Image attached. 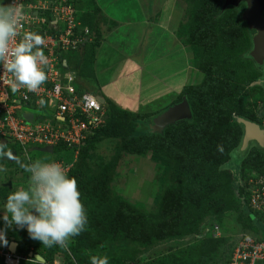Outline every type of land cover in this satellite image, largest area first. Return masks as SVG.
<instances>
[{
    "label": "trees",
    "instance_id": "16d2710c",
    "mask_svg": "<svg viewBox=\"0 0 264 264\" xmlns=\"http://www.w3.org/2000/svg\"><path fill=\"white\" fill-rule=\"evenodd\" d=\"M177 1L183 3L185 15L179 21L176 37L186 52H191L192 66L204 77L198 85L184 86L168 107L186 100L191 118L168 126L161 133H151L148 126L161 111L134 114L105 101L106 125L87 139L78 157L92 144L118 139L115 157L96 175H86L75 167L68 174L77 181L88 221L86 230L69 241L76 264H90V256L101 253L106 254L109 264H228L234 240L226 245L223 239L206 237L207 231L218 223L216 219L225 213L237 214L240 232L254 234L264 225V217L247 207L246 192L250 177L264 176V151L244 152L235 167L237 177L229 166L232 153L241 147L243 121H259L260 111L251 99L259 93L264 102V74L249 55L254 32L241 20L245 5L222 10L224 0ZM0 4L6 5L7 0H0ZM75 8L81 25L91 31L92 40L76 52L82 55L76 64L69 61L75 53L69 55L68 65L71 67L72 63L71 69L84 85L96 88L93 64L107 20L95 0H76ZM243 66L247 68L242 71ZM250 67L253 75L245 77ZM249 89L256 94L249 95ZM138 125L145 133L137 129ZM10 150L16 148L0 144L1 154ZM122 153L140 157L149 154L150 160L162 167L160 192L149 211L132 205L110 188ZM0 162L7 164L2 159ZM8 166L22 171L15 182L17 186L28 183L29 174L17 161ZM11 193L7 185H0V205L6 204ZM0 228L5 229L3 219ZM7 230V244L2 243L3 246L15 240L18 254H27L32 248L34 253L44 252V264H51L57 248H46L15 225L8 236ZM120 242L133 247L129 257H111L107 253L108 246L115 249ZM141 247L143 251L136 250ZM161 247L163 254L149 256Z\"/></svg>",
    "mask_w": 264,
    "mask_h": 264
},
{
    "label": "built area",
    "instance_id": "2783aa9c",
    "mask_svg": "<svg viewBox=\"0 0 264 264\" xmlns=\"http://www.w3.org/2000/svg\"><path fill=\"white\" fill-rule=\"evenodd\" d=\"M75 1L15 0L24 8L23 31L35 32L45 38L43 51L49 59L45 69L48 80L38 92H27L23 88L13 92L7 83L10 74L0 64V140L16 148L22 163L34 161L31 151L37 149H72L71 162L55 160L63 165L67 174L81 147L95 131L106 125L107 119L105 104L97 100L100 96L94 92L96 88L84 85L68 65L69 55L92 40L89 28L82 26L77 18ZM13 2L7 0L6 5ZM57 85H60L59 90ZM40 99L45 101L43 107L38 103ZM25 114L32 116L31 122L24 118ZM246 186L247 207L264 217V176L250 177ZM210 230L214 238L220 237L216 224ZM233 240L228 264H264V240L253 236L252 232H240ZM54 246L64 252L67 262L56 257L53 264H76L68 247ZM0 263H35V260L28 253L16 251L12 254L0 243Z\"/></svg>",
    "mask_w": 264,
    "mask_h": 264
},
{
    "label": "clouds",
    "instance_id": "9594fccd",
    "mask_svg": "<svg viewBox=\"0 0 264 264\" xmlns=\"http://www.w3.org/2000/svg\"><path fill=\"white\" fill-rule=\"evenodd\" d=\"M24 19L22 4L16 3L15 0L12 4H0V64L3 65L5 72L10 74L7 83L13 92L23 88L27 92L36 93L48 80L45 69L49 65V59L43 51L45 38L35 32H24L22 23ZM56 88L59 90L60 85ZM38 103L43 107L45 101L40 99ZM261 118L258 115L259 121L250 122L256 123L264 131V119ZM0 144L5 148H11L6 141L0 140ZM248 148L241 150L240 147L238 151L243 154L250 150ZM12 151L16 153V159L12 162L17 161L30 175L27 187H21L7 196L5 214L2 216L5 229L0 230V243L7 244L6 230L15 225L18 229L26 227L29 237L39 241L46 248H57L54 246L57 245L61 248L68 247L70 252V239L85 231L88 222L76 179L69 177L63 165L55 160L36 159L30 163H22L17 160L19 157L17 150L2 153L0 158L3 160V156ZM12 241L17 243L16 252L19 244L11 239L10 242ZM29 249L31 252L28 255L36 264L45 263L44 252L40 255L34 253L32 248ZM57 249L58 252L51 264L56 257H61L62 261L67 262L64 252ZM33 255H38L44 262H39ZM90 264H109V259L106 255L94 254L90 256Z\"/></svg>",
    "mask_w": 264,
    "mask_h": 264
},
{
    "label": "crops",
    "instance_id": "0c3cea01",
    "mask_svg": "<svg viewBox=\"0 0 264 264\" xmlns=\"http://www.w3.org/2000/svg\"><path fill=\"white\" fill-rule=\"evenodd\" d=\"M95 3L107 20L93 64L96 89L103 92L104 87L115 81L126 87L121 80L139 73L138 83H129L134 97H126L123 91H119L117 102L110 94L99 96L129 112L134 111L131 105L140 107V114L166 109L191 74L188 53L173 30L181 20L178 17L184 11L183 3L177 0H95ZM164 59L170 60L159 68L158 63ZM146 68L156 74H147Z\"/></svg>",
    "mask_w": 264,
    "mask_h": 264
},
{
    "label": "rangeland",
    "instance_id": "374dc122",
    "mask_svg": "<svg viewBox=\"0 0 264 264\" xmlns=\"http://www.w3.org/2000/svg\"><path fill=\"white\" fill-rule=\"evenodd\" d=\"M185 13L184 11L180 13L179 19L181 17V21H183ZM179 26V23H175L174 29L177 30ZM176 33V32H175ZM82 57L81 53H75L73 57L69 60L70 62H74L76 64L78 61H80V58ZM192 54L191 52H188V58H189V64L191 67V74L189 77H186L184 81L182 82V88L187 85H198L201 83L204 75L200 73L198 70H196L192 66ZM172 59V58H171ZM170 59L166 60L164 59L160 64L158 63L159 68L161 66H164L165 63H168ZM72 63L70 64L72 67ZM243 64H241L242 67ZM247 68V66H243L242 71ZM195 69V70H193ZM253 69V68H252ZM251 67L248 69L244 76L245 77H251L253 75ZM145 72L147 74H153L155 75V71L151 70L150 68H146ZM182 74V73H181ZM139 73H135L133 75H130V78L123 79L121 81H125V86H119L118 83L120 81L112 82L110 86L104 87L103 92L97 87L94 92H96L98 95L107 96L106 94H110L113 98V100H116L119 97L120 92L123 91V94L126 95V97H134L133 95V88L129 83H138ZM118 85V86H117ZM117 86V87H116ZM116 87V88H114ZM117 89V90H116ZM182 90V89H181ZM107 91V92H104ZM249 95H254L255 91L254 89L248 90ZM263 92V91H262ZM256 94V93H255ZM259 94V93H257ZM251 99V103L253 101L256 102V108L257 110H263L262 114L264 115V107L262 102L263 100L258 97V95ZM104 101H108L106 97ZM123 104V103H122ZM125 107L126 105L123 104ZM130 108L134 109V114H140L141 108L136 106H130ZM165 111L162 110L160 112L163 113ZM152 119V118H151ZM137 129L141 133H145L144 128H141L140 125L137 126ZM119 144L118 139H108L100 143L92 144L88 150L83 154L82 157H78L75 161L74 167L85 173L86 175H96L99 173L103 168H105L107 165L111 163V159L115 157L117 147ZM69 150V152H65L66 150ZM31 155L34 159L41 157L44 160L52 161L55 159H58V157L61 158V160L65 162H71L74 157V152L70 148H63L61 151L54 150L52 154L37 152V151H31ZM241 151H234L231 155L230 160V168L233 170V172L236 174L235 177H237L236 172V165L238 161L241 158ZM1 157V153H0ZM67 157V158H65ZM1 159V158H0ZM9 163H12L9 162ZM0 169H4L5 171H0V185H7V187L10 188L12 192L18 190L21 187H27L28 183L25 185L21 184L17 186L15 182H17V178H19L21 174V170L14 169L13 167L8 166V163H1L0 162ZM236 170V171H235ZM14 172V173H13ZM162 173V167L154 163L150 160V155H146L144 157L136 156V155H130L126 153H122L118 159L116 168L114 170V175L112 176L110 180V188L117 194L123 197L126 201L131 203L134 206H137L143 210L149 211L153 207V202L158 193L160 192V176ZM15 175V177L13 176ZM235 180V179H234ZM237 186L234 183V189H236ZM245 212V210H243ZM5 214V205H0V219H2V216ZM10 216V214H9ZM218 223V231L219 236L218 238H214L212 234V230L207 231V238L208 239H223L225 241V244L228 245L231 243V241L234 239L236 234L240 233L242 227L239 225L237 221V214L233 213H225L219 220L216 219ZM250 221L252 223H255V219L253 217H250ZM212 224V223H210ZM264 224V223H263ZM13 228V226H12ZM209 229V228H208ZM258 230V229H257ZM12 232L11 228L7 230V236ZM252 235L255 237H259L264 240V225L259 228L257 233H253ZM257 235V236H256ZM6 236V235H5ZM132 246L126 242H120L115 244V249H112L111 247H107L106 251L108 254H110L111 257H114V255H119L122 257H129ZM138 251H143L144 247H141L140 249H136ZM165 252L164 247H161L158 250H155L151 254H149L150 257H155L157 255H161ZM100 255H106L105 253H101Z\"/></svg>",
    "mask_w": 264,
    "mask_h": 264
},
{
    "label": "water",
    "instance_id": "95a60500",
    "mask_svg": "<svg viewBox=\"0 0 264 264\" xmlns=\"http://www.w3.org/2000/svg\"><path fill=\"white\" fill-rule=\"evenodd\" d=\"M241 3L245 5L244 11L241 14V20L246 27L254 32L252 37V49L250 51V58L257 65L264 63V20L262 14L264 12V0H224L222 10L226 7H238ZM97 100L104 104V99L97 97ZM24 118L29 122L32 120L30 114H25ZM191 113L186 100L168 107L163 113L154 117L149 124L151 133H161L166 127L177 122L189 120ZM256 147L260 151H264V131L254 122L243 123V137L241 142V150H246L248 147ZM39 152L52 154L51 147L37 149ZM16 159L14 151L3 156L4 161H13ZM24 230L27 232L26 227ZM17 243L12 241L8 244V251L15 253ZM35 259L43 263L44 260L38 255H33Z\"/></svg>",
    "mask_w": 264,
    "mask_h": 264
},
{
    "label": "flooded vegetation",
    "instance_id": "af4514ba",
    "mask_svg": "<svg viewBox=\"0 0 264 264\" xmlns=\"http://www.w3.org/2000/svg\"><path fill=\"white\" fill-rule=\"evenodd\" d=\"M262 17H263V20H264V12H263V14H262ZM259 67L262 68V72H263V74H264V63H263L262 65H259ZM263 83H264V82H263ZM258 111H260V112H259L260 117L264 116V115L262 114V111H263V110H258ZM263 119H264V118H263ZM248 149H254V148H251V147L249 146Z\"/></svg>",
    "mask_w": 264,
    "mask_h": 264
},
{
    "label": "bare ground",
    "instance_id": "6f19581e",
    "mask_svg": "<svg viewBox=\"0 0 264 264\" xmlns=\"http://www.w3.org/2000/svg\"><path fill=\"white\" fill-rule=\"evenodd\" d=\"M1 264V263H0Z\"/></svg>",
    "mask_w": 264,
    "mask_h": 264
}]
</instances>
